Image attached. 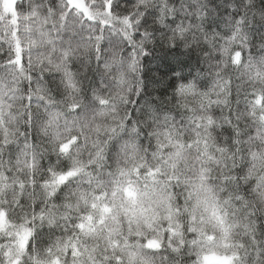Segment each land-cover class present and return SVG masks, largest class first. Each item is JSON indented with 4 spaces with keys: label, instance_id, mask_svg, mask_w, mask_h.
Instances as JSON below:
<instances>
[{
    "label": "snow or ice",
    "instance_id": "6c2138e0",
    "mask_svg": "<svg viewBox=\"0 0 264 264\" xmlns=\"http://www.w3.org/2000/svg\"><path fill=\"white\" fill-rule=\"evenodd\" d=\"M0 264H264V0H0Z\"/></svg>",
    "mask_w": 264,
    "mask_h": 264
},
{
    "label": "trees",
    "instance_id": "16d2710c",
    "mask_svg": "<svg viewBox=\"0 0 264 264\" xmlns=\"http://www.w3.org/2000/svg\"><path fill=\"white\" fill-rule=\"evenodd\" d=\"M153 70H155V67L153 66Z\"/></svg>",
    "mask_w": 264,
    "mask_h": 264
}]
</instances>
